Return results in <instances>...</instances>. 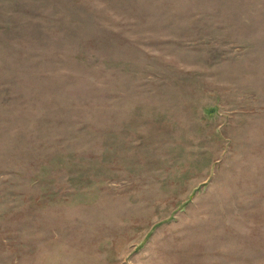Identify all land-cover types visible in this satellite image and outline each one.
<instances>
[{"label": "rangeland", "instance_id": "obj_1", "mask_svg": "<svg viewBox=\"0 0 264 264\" xmlns=\"http://www.w3.org/2000/svg\"><path fill=\"white\" fill-rule=\"evenodd\" d=\"M0 264H264V0H0Z\"/></svg>", "mask_w": 264, "mask_h": 264}]
</instances>
